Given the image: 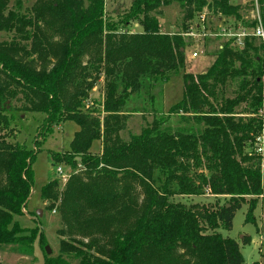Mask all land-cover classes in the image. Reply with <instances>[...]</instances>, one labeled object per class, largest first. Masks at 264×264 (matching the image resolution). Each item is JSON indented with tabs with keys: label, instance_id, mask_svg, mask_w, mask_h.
I'll return each mask as SVG.
<instances>
[{
	"label": "trees",
	"instance_id": "obj_1",
	"mask_svg": "<svg viewBox=\"0 0 264 264\" xmlns=\"http://www.w3.org/2000/svg\"><path fill=\"white\" fill-rule=\"evenodd\" d=\"M173 3L184 22L203 9L241 20V6L230 0H133L115 27L104 24V0H36L28 9L23 0H0V33L12 35L0 42V250L34 253L38 230L24 231L16 219L33 188L36 152L7 137L21 115L35 113L44 116L35 147L55 126L79 128L68 151L49 154L70 174L61 191L56 179L41 189L62 238L56 256L44 253V264H245L239 244L219 231L229 232L247 204L245 222L256 224L259 205L264 234V198L258 200L264 177L254 151L264 132L261 44L246 38L238 48L225 40L206 72L182 74V98L168 115L192 120L201 126L197 132L161 129L164 119L128 142L120 138L126 98L140 91L141 79L163 82L184 68L187 28L163 34L155 18ZM132 23L142 32H125ZM101 73L102 121L84 104ZM230 83L237 89L228 98ZM99 140L98 155L91 150ZM208 192L225 201L206 207L174 201Z\"/></svg>",
	"mask_w": 264,
	"mask_h": 264
},
{
	"label": "rangeland",
	"instance_id": "obj_2",
	"mask_svg": "<svg viewBox=\"0 0 264 264\" xmlns=\"http://www.w3.org/2000/svg\"><path fill=\"white\" fill-rule=\"evenodd\" d=\"M35 1L36 0H23L24 8H30ZM132 1L133 0H104V24H106V26H117L130 8ZM254 1L255 0H230L231 4L241 6L239 15L242 23L234 19L223 17L221 19L222 24L234 28L242 26L244 27L243 29L252 26L251 15ZM260 6L264 8V5ZM203 11L206 10L203 9L202 12ZM160 14L161 15H155V18L158 21L160 32L163 34H180L184 32V25L187 31H189L191 27L199 23V16L195 17L190 22H184V12L176 3H173L169 7L161 8ZM216 24L218 25L217 18L213 16V20L209 26L211 27ZM123 29L124 27L121 28V31ZM124 31L129 33H141L142 28L136 25V23H132ZM11 40V34L0 33V42H10ZM184 40L185 62L183 70L178 74L168 77V79L163 82L157 77H144L141 79L142 87L140 91L126 98L122 110V115H124L126 119L124 121V128L120 132V138L124 142H128L131 136L140 134L144 128L151 126L154 121L162 122L164 119H166V122L162 124L161 129L166 128L170 132H187L189 130L197 132L201 129V126L195 125L192 120H184L186 117L182 115H168V112L170 108L182 98V74L197 75L208 69L215 60L218 46H220L223 40L210 36L206 38H196V40L184 37ZM193 52L198 54L197 58L193 59L191 57ZM87 58L86 56L82 58L83 64L88 61ZM97 77L96 83L89 94V98L84 104L85 111H94L95 115H100L102 121L105 116L103 111V96L105 90L104 78L102 73ZM236 87L237 84L230 83L225 89V97H234V93L237 89ZM118 89L119 91L122 90L120 87ZM43 119L44 116L41 114L25 113L21 115L20 120L13 122L14 133L7 137L8 143L23 144L28 150L36 152L32 166L33 188L27 206L25 210H23V216L16 219L24 231L32 229L38 230L37 237L34 241V253L33 256H26L19 253L16 247H3L0 250V264H43L44 253H46L45 247H49L51 256H56L58 254L59 243L62 238L57 234V231L61 229V224L55 209L51 212L47 211L48 203L42 202L41 189L52 179L58 181L59 191L63 188L65 182H63L62 178L70 174L69 169L62 165L59 167L53 166L49 154L52 152L68 151L74 133L77 132L79 128L73 122H65L55 126L49 134L39 139V144L35 147L36 136ZM91 151L99 155L102 151V142L100 140L95 142ZM58 168H60L61 171L60 175L57 171ZM258 200L261 199L258 197ZM174 201L185 204L187 207H206L209 204H222L225 200L224 198L217 199L208 192L207 195L202 197H175ZM259 208L260 206L258 205L253 214L256 221L255 225L245 222L247 204H244L235 212L232 229L229 232L223 230L219 231L224 238H230L239 244L245 264H264V234L260 230L261 216ZM37 211L41 212V217H38ZM41 233L45 239V243L43 244H40ZM24 235H28V232ZM244 236L250 238V243L247 245H243L241 242Z\"/></svg>",
	"mask_w": 264,
	"mask_h": 264
},
{
	"label": "built area",
	"instance_id": "obj_3",
	"mask_svg": "<svg viewBox=\"0 0 264 264\" xmlns=\"http://www.w3.org/2000/svg\"><path fill=\"white\" fill-rule=\"evenodd\" d=\"M264 5V4H263ZM204 12V13H203ZM199 16V23H196L189 31H186L183 37L195 39L196 38H220L221 40H233L234 45L238 48L243 47V41L246 38L256 39L262 46L261 49V58L264 67V8L259 5L258 0L254 1L253 11L251 15V24L252 26L243 29L244 27L240 26L234 28L232 26H227L222 24V16L220 14L216 15L218 25H212L213 15L209 13L208 10L203 11ZM209 13V14H206ZM218 49H221V46H218ZM198 54L193 52L191 57L197 58ZM254 151L260 157V172L264 177V132L255 138ZM59 175L61 174L60 168H58ZM68 176L62 178L63 182H66ZM264 188V185H263ZM260 199L264 198V192L259 196Z\"/></svg>",
	"mask_w": 264,
	"mask_h": 264
},
{
	"label": "water",
	"instance_id": "obj_4",
	"mask_svg": "<svg viewBox=\"0 0 264 264\" xmlns=\"http://www.w3.org/2000/svg\"><path fill=\"white\" fill-rule=\"evenodd\" d=\"M203 72H206V70H204ZM37 215H38V217H41V212L40 211H37ZM45 252H46V255L50 256V249H49V247H45Z\"/></svg>",
	"mask_w": 264,
	"mask_h": 264
},
{
	"label": "crops",
	"instance_id": "obj_5",
	"mask_svg": "<svg viewBox=\"0 0 264 264\" xmlns=\"http://www.w3.org/2000/svg\"><path fill=\"white\" fill-rule=\"evenodd\" d=\"M263 104H264V99H263ZM69 173V172H68Z\"/></svg>",
	"mask_w": 264,
	"mask_h": 264
}]
</instances>
